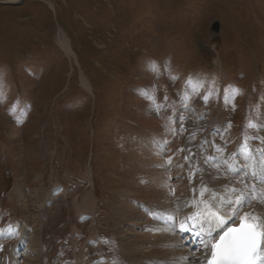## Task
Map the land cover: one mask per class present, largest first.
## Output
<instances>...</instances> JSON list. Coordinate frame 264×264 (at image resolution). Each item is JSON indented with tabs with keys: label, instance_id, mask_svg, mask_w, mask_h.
I'll list each match as a JSON object with an SVG mask.
<instances>
[{
	"label": "rangeland",
	"instance_id": "rangeland-1",
	"mask_svg": "<svg viewBox=\"0 0 264 264\" xmlns=\"http://www.w3.org/2000/svg\"><path fill=\"white\" fill-rule=\"evenodd\" d=\"M7 1L0 0V229L23 232L25 209L37 211L36 194L55 184L92 191V173L91 216L102 248L116 255L115 203L131 147L144 133L135 122L153 104L170 118L185 106L223 114V134L220 122L210 132L220 157L245 138L264 144V0ZM59 31L74 58L59 46ZM182 117L184 135L191 120ZM32 224L34 232L42 228ZM0 240L7 241L2 259L12 240Z\"/></svg>",
	"mask_w": 264,
	"mask_h": 264
},
{
	"label": "bare ground",
	"instance_id": "bare-ground-1",
	"mask_svg": "<svg viewBox=\"0 0 264 264\" xmlns=\"http://www.w3.org/2000/svg\"><path fill=\"white\" fill-rule=\"evenodd\" d=\"M16 2L18 0L6 3ZM57 41L61 49L74 58L70 43L61 31ZM81 84L90 90L83 77ZM184 114L190 116L191 121L187 125L189 130L187 128L183 135L180 125ZM224 119L221 113L215 118L204 116L196 107L176 108L174 117L170 118L165 107L157 104L138 117L135 123L144 133L138 135L131 147L121 200L116 201L112 218L119 239L116 255L110 256L102 248L96 220L91 216L96 213V199L92 192L95 183L91 173L86 183L92 191L84 195L56 184L49 193L43 190L37 193V211L25 209L26 229L20 232L13 225L2 230L1 239L10 238L12 247L8 257L0 258V264H113V261L116 264H182L181 257L185 256L190 260L199 257L198 264H203L201 246L197 251L186 245L191 233H180L178 224L175 229L165 226L168 232L156 230L162 229L161 221L154 220L149 213L167 210L174 213L179 221L195 211L185 204L195 203L202 184L216 193L225 194L226 189L235 187L243 190L245 184L251 189L255 183L254 198L243 211H255L264 216V203L256 198L257 194L264 198V183H259L264 179L261 166L264 163V144L261 148L248 145L256 161L257 175L255 179L250 177L245 181L243 173L249 170V162L240 152L243 142L234 145L228 158L214 153L210 132L217 130ZM204 125L207 128L201 132ZM259 126L264 136V110ZM222 129L223 126L219 127L217 132L223 134ZM9 136L14 141L19 139L18 129L9 128ZM256 149L262 151L257 152ZM233 164L236 165V173L227 170ZM31 222L40 224L42 228L32 231ZM93 253L98 256L94 261L91 259Z\"/></svg>",
	"mask_w": 264,
	"mask_h": 264
},
{
	"label": "snow or ice",
	"instance_id": "snow-or-ice-1",
	"mask_svg": "<svg viewBox=\"0 0 264 264\" xmlns=\"http://www.w3.org/2000/svg\"><path fill=\"white\" fill-rule=\"evenodd\" d=\"M233 91L234 94H239V90ZM247 127H257V125L249 121ZM248 139L250 138H245L240 148L241 154L249 162V170L243 173L245 181L250 177L255 179L257 175L256 161L248 148ZM256 151L262 150L257 149ZM170 162L171 158H169ZM261 166L264 168V163ZM227 170L236 173V165H229ZM259 183H264V179H261ZM193 191L195 192V189ZM255 192V183L251 189L247 184L243 190L235 187L226 189L225 194L216 193L206 184H202L199 198L195 200V203L185 204V207L194 208L195 211L186 214L182 220L178 221L176 215L167 210L149 214L154 220L161 221L162 229L156 230L168 232L165 226L175 229L178 224L180 233L188 232L193 237H199L203 258L207 264H264V216L255 211H243V208L254 198L252 194ZM256 198L260 203H264V198H260L259 194ZM236 219L239 220L238 224L233 223L232 226H227L226 222ZM217 229L220 231L217 232ZM104 242L107 243V241ZM2 248L3 245H0V249ZM198 261L199 257L191 260L189 256L181 257L182 264H198ZM113 264H116V261H113Z\"/></svg>",
	"mask_w": 264,
	"mask_h": 264
},
{
	"label": "water",
	"instance_id": "water-1",
	"mask_svg": "<svg viewBox=\"0 0 264 264\" xmlns=\"http://www.w3.org/2000/svg\"><path fill=\"white\" fill-rule=\"evenodd\" d=\"M218 30H219V24H218V22H215V23L211 26V31H212L213 33L218 34Z\"/></svg>",
	"mask_w": 264,
	"mask_h": 264
}]
</instances>
